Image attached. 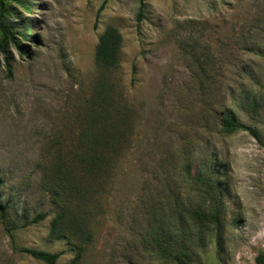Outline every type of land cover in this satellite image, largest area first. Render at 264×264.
<instances>
[{
    "label": "rangeland",
    "instance_id": "obj_1",
    "mask_svg": "<svg viewBox=\"0 0 264 264\" xmlns=\"http://www.w3.org/2000/svg\"><path fill=\"white\" fill-rule=\"evenodd\" d=\"M108 28L112 70L95 60ZM227 111L246 129L226 134ZM92 148L103 166L85 171ZM61 211L88 242L50 236ZM26 249L62 252L55 264H255L264 0H0V264H46Z\"/></svg>",
    "mask_w": 264,
    "mask_h": 264
},
{
    "label": "trees",
    "instance_id": "obj_2",
    "mask_svg": "<svg viewBox=\"0 0 264 264\" xmlns=\"http://www.w3.org/2000/svg\"><path fill=\"white\" fill-rule=\"evenodd\" d=\"M31 26L33 27V25ZM2 28L6 37L8 35H11L12 32L8 26L2 23ZM22 29L27 30L28 24L24 25ZM18 35L19 37L22 38L29 37V35L25 32L19 33ZM120 43H121V36L115 29L108 28L103 32V34L99 38V42L96 46V51H95V60L99 67L105 70H112L116 68ZM220 126L223 129V131L228 135L246 129L237 122V119L232 111H227L224 114L223 118L221 119ZM112 151L113 154H116L118 150L117 148L113 147ZM85 157H87V159L82 160L81 161L82 163L80 162V164L82 165L85 171L102 169L103 161H104V152H98L97 148H92ZM188 213L193 215L197 220L209 219V216H207V214H205L203 211L198 209L188 210ZM66 214H67L66 211H61L57 215L50 236L56 239L59 237H63L65 233L68 232L71 233L72 235L78 236L79 239L83 240L85 243L88 242L89 236L83 231V229L79 228L78 226L67 224L65 228H63L64 230L60 228V224L63 221L62 219L64 218L65 220ZM44 217L45 215H39L37 218L34 219L33 222L43 219ZM210 218L213 220L215 219V216L212 215L210 216ZM24 252L29 254L31 257L40 260L46 264H55L56 261L59 259V257L62 255V252L48 253L33 249H26L24 250ZM82 252H83V247L79 246L77 253L72 262L75 263L76 261H78L82 255ZM160 252H162L164 255L168 254L166 249H161ZM255 264H264V253H260L257 255L255 259Z\"/></svg>",
    "mask_w": 264,
    "mask_h": 264
}]
</instances>
